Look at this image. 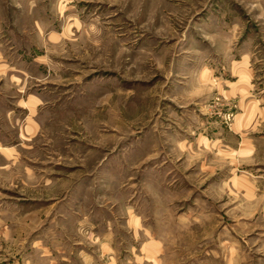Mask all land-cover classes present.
Returning a JSON list of instances; mask_svg holds the SVG:
<instances>
[{"label": "rangeland", "instance_id": "1", "mask_svg": "<svg viewBox=\"0 0 264 264\" xmlns=\"http://www.w3.org/2000/svg\"><path fill=\"white\" fill-rule=\"evenodd\" d=\"M0 63L1 229L133 210L185 264H207V211L236 229L207 181L230 174L227 90L264 85V0H0Z\"/></svg>", "mask_w": 264, "mask_h": 264}, {"label": "crops", "instance_id": "2", "mask_svg": "<svg viewBox=\"0 0 264 264\" xmlns=\"http://www.w3.org/2000/svg\"><path fill=\"white\" fill-rule=\"evenodd\" d=\"M254 76L248 74L246 82L227 90L230 98L241 97L231 127L234 141L225 143L224 133L217 138L221 155L229 157L230 174L218 179L224 174L221 169L207 182L220 195H231L239 210L234 230L222 223L228 219L227 206L207 211V220H218L207 231V264H264V85L256 89ZM53 210L50 220L71 218L73 228L55 222L44 233L35 229L26 238L13 228H0V264H185L179 240L160 234L141 212L128 211L121 224L113 213L92 219Z\"/></svg>", "mask_w": 264, "mask_h": 264}, {"label": "bare ground", "instance_id": "3", "mask_svg": "<svg viewBox=\"0 0 264 264\" xmlns=\"http://www.w3.org/2000/svg\"><path fill=\"white\" fill-rule=\"evenodd\" d=\"M210 94V93H209ZM197 95V94H196ZM207 95V94H206ZM190 96V95H189ZM254 105V104H253ZM37 119V118H36ZM178 122V121H177Z\"/></svg>", "mask_w": 264, "mask_h": 264}]
</instances>
